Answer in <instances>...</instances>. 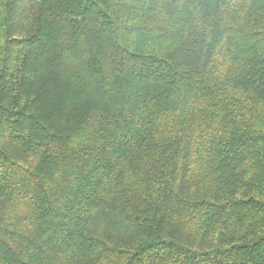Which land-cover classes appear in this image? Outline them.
Instances as JSON below:
<instances>
[{"label":"trees","instance_id":"trees-1","mask_svg":"<svg viewBox=\"0 0 264 264\" xmlns=\"http://www.w3.org/2000/svg\"><path fill=\"white\" fill-rule=\"evenodd\" d=\"M0 264H264V0H0Z\"/></svg>","mask_w":264,"mask_h":264}]
</instances>
